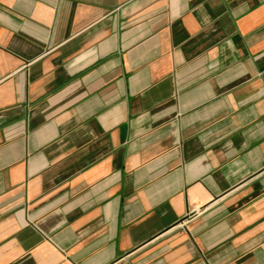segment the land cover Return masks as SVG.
Returning <instances> with one entry per match:
<instances>
[{"label":"crops","instance_id":"obj_1","mask_svg":"<svg viewBox=\"0 0 264 264\" xmlns=\"http://www.w3.org/2000/svg\"><path fill=\"white\" fill-rule=\"evenodd\" d=\"M0 264H264V0H0Z\"/></svg>","mask_w":264,"mask_h":264}]
</instances>
